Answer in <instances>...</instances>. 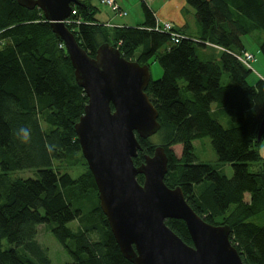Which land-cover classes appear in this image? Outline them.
<instances>
[{"label": "trees", "instance_id": "16d2710c", "mask_svg": "<svg viewBox=\"0 0 264 264\" xmlns=\"http://www.w3.org/2000/svg\"><path fill=\"white\" fill-rule=\"evenodd\" d=\"M93 1L73 4L72 19L80 22L67 24L89 55L108 42L129 60L149 64L154 58L163 67L162 77L146 89L159 111V141L139 137L142 150L135 165L162 145L169 159L166 183L181 186L207 222L230 225L231 242L244 264H264V136L258 141L264 79L249 82L252 68L236 56L247 50L243 37L253 34L264 55V0H186L201 33L194 39L176 29L186 36L179 42L154 30L153 23L151 30L146 24L109 25L97 18ZM207 43L223 48L219 59L199 58L197 46ZM61 44L40 8L0 0V264H52L49 249L37 238L42 224L69 255L64 264H133L123 256L100 207L82 153L75 125L88 97ZM218 110L231 121L229 127L213 116ZM22 127L30 130L29 143L17 136ZM206 136L218 161L232 165V177L198 162L194 141ZM77 166L85 168L75 178L67 169ZM20 169H37L38 177L10 178ZM137 178L143 183L142 174ZM166 223L193 244L185 221Z\"/></svg>", "mask_w": 264, "mask_h": 264}, {"label": "water", "instance_id": "95a60500", "mask_svg": "<svg viewBox=\"0 0 264 264\" xmlns=\"http://www.w3.org/2000/svg\"><path fill=\"white\" fill-rule=\"evenodd\" d=\"M17 2L43 11L64 42L76 81L87 94L75 130L98 187L100 207L123 256L133 264H244L231 242L230 225L207 222L188 203L181 186L166 183L169 159L162 145L141 165L134 163L142 150L139 137L150 138L161 128L159 111L146 92L150 66L125 58L108 42L94 57L89 55L65 22L72 5L81 0ZM263 136L264 117L258 141ZM170 218L185 221L192 245L167 225Z\"/></svg>", "mask_w": 264, "mask_h": 264}, {"label": "rangeland", "instance_id": "374dc122", "mask_svg": "<svg viewBox=\"0 0 264 264\" xmlns=\"http://www.w3.org/2000/svg\"><path fill=\"white\" fill-rule=\"evenodd\" d=\"M128 1V3H127ZM135 0H126L124 1L126 5H133ZM139 1V0H137ZM93 3L99 7L98 15L100 16L98 19L103 20L104 15L110 9L107 6L102 5L99 0H94ZM137 6L127 7L128 11H130L131 15L136 13ZM127 11V10H126ZM194 34V33H193ZM256 35H247L243 37V41L248 50H250L255 55V60L251 62L252 73L249 76V82H255L257 79L261 78L260 73L264 76V55L259 49V44L255 40ZM197 55L203 61L219 59L221 56V52L211 46H197ZM151 70V80L155 81L162 77L163 75V67L160 62L156 59H151L149 64ZM229 81L228 73H223L222 83L226 84ZM218 109V104L213 103V110ZM213 116L217 118L225 127H229L231 125V121L226 117L221 111H217L213 113ZM159 134H155L152 136V140L156 143L159 141ZM195 150L194 153L197 156L198 162L210 163L215 166L216 169L226 174L228 177L233 176V168L230 163H223L218 161L217 155L212 147L211 140L208 136L199 138L194 141ZM176 153L178 155L181 154V146L177 145L174 147ZM84 166L71 167L67 169L68 172L72 174L73 177H78L81 173L84 172ZM254 168V167H253ZM10 178H37L38 171L37 169H20L10 172ZM1 189V188H0ZM2 190V189H1ZM248 198V195H247ZM77 221V220H75ZM74 221V222H75ZM38 241L41 243L43 247L49 249V255L52 260V264H64L69 262L71 259L69 255L66 253L62 245L58 242V240L53 236V234L48 230L46 224H42L39 226L38 233Z\"/></svg>", "mask_w": 264, "mask_h": 264}, {"label": "crops", "instance_id": "0c3cea01", "mask_svg": "<svg viewBox=\"0 0 264 264\" xmlns=\"http://www.w3.org/2000/svg\"><path fill=\"white\" fill-rule=\"evenodd\" d=\"M124 1L126 0H118L120 5L125 10H127V15H119L108 7V9L110 10H108L104 15L103 21H106L111 25L127 26H137L141 24H146L147 26H150L152 25L150 23H153L155 25H162L165 21H171L174 23L175 28L177 30L187 35H190L194 39H198V37L200 36V23L196 19L195 11L187 5L186 0H144V3L147 4L146 6L149 14H147L145 10L143 0H135L133 5H126ZM132 6H137V8L135 7L136 13L134 15H131L130 11H128L127 8H130ZM99 17L100 16L98 15V18ZM147 28L151 30L152 27L150 26ZM205 46H211L217 49L219 52H221L223 49L220 46L209 43H207ZM260 75L261 78L264 79V76L261 73ZM255 82L252 83L254 84ZM260 153L264 157V141L260 146Z\"/></svg>", "mask_w": 264, "mask_h": 264}, {"label": "built area", "instance_id": "2783aa9c", "mask_svg": "<svg viewBox=\"0 0 264 264\" xmlns=\"http://www.w3.org/2000/svg\"><path fill=\"white\" fill-rule=\"evenodd\" d=\"M101 3L107 7H109L112 11L118 13L119 15H127L128 12L120 5L118 0H101ZM76 9H72L71 17L66 19V24H71L73 22H80V20L72 19V14H76ZM154 30L159 32H167L170 33L173 41L179 42L182 38L186 37L184 34L180 33L176 30L175 25L171 21H165L162 25H155ZM61 47H65L64 44L60 45ZM237 58L242 61L248 67H251V62L254 59V54L250 50H244L241 53L236 54Z\"/></svg>", "mask_w": 264, "mask_h": 264}, {"label": "clouds", "instance_id": "9594fccd", "mask_svg": "<svg viewBox=\"0 0 264 264\" xmlns=\"http://www.w3.org/2000/svg\"><path fill=\"white\" fill-rule=\"evenodd\" d=\"M17 136L20 138L22 143H29L30 142V138H31V134H30V130L28 128H20Z\"/></svg>", "mask_w": 264, "mask_h": 264}]
</instances>
